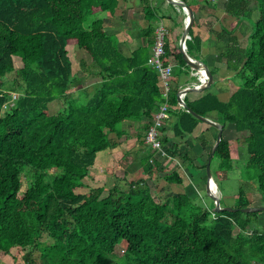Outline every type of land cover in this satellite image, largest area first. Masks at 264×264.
<instances>
[{
    "label": "trees",
    "instance_id": "16d2710c",
    "mask_svg": "<svg viewBox=\"0 0 264 264\" xmlns=\"http://www.w3.org/2000/svg\"><path fill=\"white\" fill-rule=\"evenodd\" d=\"M152 1L141 0L149 21L141 30L147 41L125 56L103 20L96 18L101 12L114 15L119 0H0V264L13 248L25 251V264H264L260 213L213 212L214 202L202 204L192 186L191 194L172 193L162 200L149 185L161 164L145 139L139 138L142 155L136 165L143 175L127 188L115 184L104 197L105 186L89 194L77 192L97 156L115 147L110 134L125 136L120 125L128 122H144L146 132L165 101L169 118L160 141L166 159H180L192 168L200 159L205 172L198 180L206 184L216 137L210 145L201 140L203 162L193 151V141L185 140L201 121L178 108L179 79L190 68L172 33L165 38L163 62L168 65L171 57L176 61L173 87L167 99L159 90L158 72L148 63L159 20ZM224 6L234 20L229 29L223 28L229 39L222 56L240 86L227 102L206 91L194 100L186 96L185 103L197 114L215 113L225 127L247 134L242 140L246 157L239 160L232 158L229 141L222 138L212 175L241 166L247 173L254 169L264 197V0H227ZM244 20L253 28L242 47L234 33ZM190 36L187 53L197 58L201 40L192 30ZM69 45L88 55L81 61L82 74L98 79L90 88L73 75ZM14 71L20 81L8 84L6 77ZM75 85L83 87L79 100L69 92ZM55 101L62 106L50 113ZM180 171H166L165 180L183 184ZM23 178L28 181L25 189ZM247 192L240 188L234 208L250 206ZM121 243L125 250L117 256Z\"/></svg>",
    "mask_w": 264,
    "mask_h": 264
},
{
    "label": "crops",
    "instance_id": "0c3cea01",
    "mask_svg": "<svg viewBox=\"0 0 264 264\" xmlns=\"http://www.w3.org/2000/svg\"><path fill=\"white\" fill-rule=\"evenodd\" d=\"M119 1H120L119 8L114 15L109 14L107 12H101L97 14L96 18L97 19L101 18L103 20L105 31L107 32L108 35H111L113 37L115 44L118 45L121 53L124 54L125 56H130L133 53V51H135L139 47V45L146 43L147 39L143 37L141 30L148 27L149 21L145 17L141 0H119ZM226 1L227 0H188L187 2V4L190 7L192 6L196 8V12L193 11L194 21L191 30L193 36L198 37L201 40V45H200L201 47L198 53V57L195 58L190 55L189 56L193 59L203 61L204 63L207 64V66L211 71L215 72V75L213 76L214 77L213 84L209 89L200 93L193 92V93H188L186 95L189 96V98L192 100L197 99L204 92L210 91L214 93L221 101L227 102L230 99L231 95L240 86L239 79L236 76H234L235 72L228 68L226 59L223 58L222 56L225 47L228 44V39H229V35L228 34L225 35L223 33V28L229 29L233 23L232 21L234 20V18L228 17L225 13L224 4L226 3ZM152 6L159 9L158 12L159 20L155 21L154 23L155 36H156V31L160 27H163L167 31V36H169V34L172 33L173 41H175L176 46L179 48V41L182 36L183 29L185 27L184 22L187 15L183 12L181 8L170 5L167 2V0H153ZM170 6H172L171 9ZM136 22H137L136 25L137 26L139 25L141 27L139 30V34L133 33L130 30L132 24ZM251 32H252V27L249 21L244 20L239 24L234 35L237 36L242 47H245L247 45V44L243 45L242 40L244 38H247V42H248V37ZM176 36L179 37L177 41L175 39ZM151 55H152V50H151ZM86 56L88 57V55ZM169 65H171L172 68L175 67L176 61L174 57L170 58ZM80 68H81V62H80ZM187 71L188 74L181 76V80H179L178 91L179 89L190 86L196 83L197 81V72H195L191 68L190 70L188 69ZM86 78L92 80V83L89 86H92L98 81V79H94L91 77H86ZM194 78H196V81L193 80ZM172 80H173V75H172ZM158 87L161 92L162 89H161V81L159 79V74H158ZM164 99L166 98L164 97ZM208 118L215 122H219L218 116L215 113L211 114ZM142 120L144 121V118ZM170 122L171 120L169 121V123ZM169 123L167 122L166 126H169L170 125ZM143 124L144 122H128L126 124H122L120 128L123 129V131L126 133L127 136L131 137V140H133L134 136H136L137 138L136 142H137V140L139 141V138H141V140L145 139L146 133L140 130L142 129ZM214 129L218 133V130L215 127L201 121L198 124L195 131L193 132L192 136L185 137V140L187 139L192 140L194 143V140L198 141V139L201 138V140L212 142L214 141L215 137H217L216 132H214ZM168 135L173 136L172 130H168ZM203 135H205V137ZM125 144L126 142L123 143L122 145L124 146ZM111 149L114 148H110L108 151H110ZM194 149H196V146ZM136 151L138 152L137 149ZM141 155H142L141 152L137 153L132 164L135 163V165H138L137 164L138 159L140 158ZM156 156L159 155L156 153ZM164 159H166V157ZM198 160H195L196 162L195 165L197 164L199 166L200 162H198Z\"/></svg>",
    "mask_w": 264,
    "mask_h": 264
},
{
    "label": "rangeland",
    "instance_id": "374dc122",
    "mask_svg": "<svg viewBox=\"0 0 264 264\" xmlns=\"http://www.w3.org/2000/svg\"><path fill=\"white\" fill-rule=\"evenodd\" d=\"M171 5V4H170ZM172 6H170L171 9ZM258 19V13L255 11L253 15V20L257 21ZM91 20V19H90ZM248 21V20H247ZM251 24V27L253 26L252 22H249ZM136 23L132 24L131 32L139 34L140 26L136 25ZM253 28V27H252ZM243 45H246L247 38H244L242 40ZM69 49V55L72 60V67H73V75L75 77H80L82 86H88L92 83V80H89L88 78L84 77L81 68H80V62L86 58V54L83 52H80L77 50L76 46L69 45L67 46ZM88 60V57L86 58ZM85 59V60H86ZM16 67L19 68L21 66L20 58L15 59ZM17 74L16 72H12L7 75L6 81L8 84H11L14 82V80H17ZM19 80V79H18ZM181 80V77L180 79ZM20 81V80H19ZM82 86L75 85L72 87V89L69 91L71 94L74 95V97L79 100L80 90ZM83 88V87H82ZM90 88V86H89ZM17 95V94H16ZM62 104L59 101H55L50 105V113H55L61 108ZM121 127V125H120ZM144 133H146L143 129H140ZM214 132L215 129H214ZM217 135V132H216ZM122 136L118 137L115 133L110 134V141L115 145L113 147L114 149H111L110 151L101 152L95 161L94 166L91 168V172L88 177H86L83 180L84 186L77 190V192L80 193H86L89 194L91 190H94L96 188L105 186V190L102 192L101 197H104L108 194V190L112 188L115 184H120L123 187L128 186L129 182L132 180H137L139 177L143 175L142 169L137 168V166L132 164L133 160L135 159V156L137 153L142 151L141 145H139V141L136 142V136H134L133 140H131L130 136ZM247 136L246 133H238L235 131L234 128H232L231 125H227L225 128V131L223 133V138L229 141V144L231 146V156L234 160H239L244 157H246V151L245 146L242 145V140L244 137ZM127 140V141H126ZM201 138L197 140H194L196 149H193L196 154L202 158V162L204 160V153L203 150L200 147ZM131 141V142H130ZM237 141V142H236ZM240 141V142H239ZM126 144L123 146L122 144ZM213 142V141H212ZM209 142V143H212ZM210 145V144H209ZM132 147V148H131ZM138 150V152L136 151ZM140 149V151H139ZM158 158V162L161 164V166L158 169H155L154 174L152 175V178L149 180V185L154 193L157 194L162 200L169 194L177 193V192H187L189 194L192 193L191 187H195L196 191L198 192V199L201 200L200 202L204 204L205 206H209L211 202L213 201L211 198L208 197L206 194L205 185L201 183L198 178H201L204 175L205 170L203 168H199L198 166L195 168H192L191 166L187 167L184 165V162H182L180 159L176 160H169L168 159H160V156H156ZM195 160H198L197 158ZM201 160L199 159L198 162ZM196 163V162H195ZM216 163V159L213 161V171L214 166ZM178 167V170L180 169V173L184 178V183L179 185H172L168 183L165 180V175L168 171H172ZM187 167V168H186ZM162 169V170H161ZM167 171V172H166ZM247 173L246 169L241 167H235V169H231L229 173H222V176H219L217 173H214L215 177L214 180L217 181V190H218V196L221 197V205L234 207L236 205V195L238 196L240 188L248 189L249 192H247L248 200L250 201L249 207H262L264 206V197L259 192L256 182V176L254 175V169H249ZM189 185V186H188ZM28 186V181L23 178V189H25ZM188 186V187H187ZM191 192V193H190ZM259 227H263L262 222H264V212H259ZM238 231L235 229V232ZM125 250L124 244H119L116 246L115 254L117 256H122ZM25 251L20 248H13L11 250V253L8 255H4L2 262L3 264H25L24 263V255ZM37 258H39L38 254L36 255Z\"/></svg>",
    "mask_w": 264,
    "mask_h": 264
},
{
    "label": "water",
    "instance_id": "95a60500",
    "mask_svg": "<svg viewBox=\"0 0 264 264\" xmlns=\"http://www.w3.org/2000/svg\"><path fill=\"white\" fill-rule=\"evenodd\" d=\"M167 2L173 6H177L183 10V12L187 15L185 19V27L183 29L182 36L179 41V50L183 55V59L185 63L195 72H202V70L206 73L207 75V81L205 84L200 85L199 87H190V88H181L178 91V103H181L182 106L192 115H194L197 119H199L202 122L208 123L211 126L215 127L218 130L217 137L215 140V143L213 144L211 151L208 156L207 164H206V173H207V180L205 184V189H206V194L208 195L209 198H211L214 202V208L213 212L220 213L223 211H228V212H237L240 210L243 213H254V212H264V206L262 207H246V208H234V207H229V206H221V197L216 195L213 190H212V180H214L213 175H212V170H211V163L213 156L223 138V132H224V125L219 122H215L208 117L201 116L194 112L191 108H188L186 105L185 101H183L180 97L179 94H188V93H193V92H203L207 89H209L214 81L213 74L209 67L207 66L206 63H204L201 60L193 59L189 56L186 50V42L188 39V36L190 35V30L194 21V12L191 9V7L181 1V0H167Z\"/></svg>",
    "mask_w": 264,
    "mask_h": 264
},
{
    "label": "built area",
    "instance_id": "2783aa9c",
    "mask_svg": "<svg viewBox=\"0 0 264 264\" xmlns=\"http://www.w3.org/2000/svg\"><path fill=\"white\" fill-rule=\"evenodd\" d=\"M167 36V31L160 27L156 31V38L155 44L152 49V56L149 60V64L157 70L159 74V79L161 81V89L162 95L167 99L168 94L172 88V71L173 68L171 65H165L163 62V56L165 54L164 45H165V38ZM187 40H191V37L188 36ZM187 50V47H186ZM207 75L202 70V72H197V81L196 83L183 87V88H190V87H199L202 84H205L207 81ZM186 93L179 94V97L185 101ZM13 100L17 98L16 94H12ZM178 108L185 109L181 103H178ZM169 118V104L168 102L161 103L157 112L153 114L152 124L146 132L145 136V143L146 145L150 146L153 151H155L160 158H167V153L163 148L160 135H161V128L164 125V121Z\"/></svg>",
    "mask_w": 264,
    "mask_h": 264
},
{
    "label": "bare ground",
    "instance_id": "6f19581e",
    "mask_svg": "<svg viewBox=\"0 0 264 264\" xmlns=\"http://www.w3.org/2000/svg\"><path fill=\"white\" fill-rule=\"evenodd\" d=\"M212 190L213 192L217 195L218 194V190H217V183L215 180H212Z\"/></svg>",
    "mask_w": 264,
    "mask_h": 264
},
{
    "label": "clouds",
    "instance_id": "9594fccd",
    "mask_svg": "<svg viewBox=\"0 0 264 264\" xmlns=\"http://www.w3.org/2000/svg\"><path fill=\"white\" fill-rule=\"evenodd\" d=\"M187 47V46H186Z\"/></svg>",
    "mask_w": 264,
    "mask_h": 264
}]
</instances>
